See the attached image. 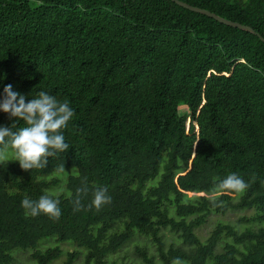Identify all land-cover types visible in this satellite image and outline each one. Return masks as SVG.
I'll return each instance as SVG.
<instances>
[{
  "label": "trees",
  "instance_id": "16d2710c",
  "mask_svg": "<svg viewBox=\"0 0 264 264\" xmlns=\"http://www.w3.org/2000/svg\"><path fill=\"white\" fill-rule=\"evenodd\" d=\"M181 1L264 37V0ZM9 84L26 103L40 91L67 101L74 116L62 133L68 151L45 168L0 163V264H14L16 249L30 251L32 264L63 255L61 264H74L81 251L65 253V244L85 251V264H107L137 235L156 245L160 261L142 251L149 264H264V226L219 222L205 240L198 234L211 213L254 209L242 220L264 221L258 35L172 0H0V98ZM13 123L0 112V126ZM62 165L78 171L69 194L48 193L58 179L40 177ZM231 173L249 187L237 199L220 192L214 206L210 193ZM85 177L88 194L75 211ZM101 187L111 203L97 211L89 206ZM43 195L59 200V220L25 215L22 200ZM166 229L184 246L166 247ZM224 236L233 240L218 252Z\"/></svg>",
  "mask_w": 264,
  "mask_h": 264
},
{
  "label": "clouds",
  "instance_id": "9594fccd",
  "mask_svg": "<svg viewBox=\"0 0 264 264\" xmlns=\"http://www.w3.org/2000/svg\"><path fill=\"white\" fill-rule=\"evenodd\" d=\"M25 100L23 95L13 90L12 85L4 87L2 98H0V112L8 114L10 119L16 120V123H13L11 127L0 126V163L10 161L9 149H11L15 155L14 161L19 162L22 170L43 169L48 164L49 157L68 151L69 145L65 142L62 133L73 118L74 110L70 108L67 101L59 102L54 96L44 91H40L38 98H32L28 103ZM18 121H23L26 126L14 132L12 129L16 127ZM56 171L66 174L64 165ZM248 187L249 185L236 173L228 174L210 193L213 197L212 203L214 206H219L214 198L222 191L242 195ZM87 194V178L85 177L82 186L76 190L75 211L83 208L82 199ZM93 197L89 207L94 206L97 211L111 203V197L107 194L106 188H97L93 192ZM58 205L59 200L49 195L41 196L38 201H33L26 196L21 204L26 216L36 217L44 214L53 220H59L61 216ZM172 264H187V262L176 258Z\"/></svg>",
  "mask_w": 264,
  "mask_h": 264
},
{
  "label": "rangeland",
  "instance_id": "374dc122",
  "mask_svg": "<svg viewBox=\"0 0 264 264\" xmlns=\"http://www.w3.org/2000/svg\"><path fill=\"white\" fill-rule=\"evenodd\" d=\"M181 112H184V110H181ZM10 155H9V162L11 163H19L15 160V155L12 153V150L9 149ZM66 174H60L57 173V171H53L47 175L41 176V179L44 180H52V179H58V183L50 186L47 188V192L54 194V195H68L69 192L67 190V180L68 177L71 175H76L78 173L77 168H66L65 169ZM66 175L65 178L62 176ZM63 188V189H62ZM65 190V192H63ZM241 194H238L236 196V199L239 198ZM255 213L254 209H241V210H229L226 214H218V213H211L208 217L207 222L198 229V234L202 240H205L208 235L211 233V231L215 228V226L219 222H225L233 224L239 231H244L247 228H258L260 226H264V221L262 222H253L250 223L248 221L242 220L243 218H248L252 216ZM164 241L166 244V247H169L170 245L174 244L175 246H184L182 241L178 238V236L170 231L169 229H166L163 231ZM53 239L52 237L47 238L45 240ZM232 237L224 236L223 239L220 241V243L217 246V251H222L224 248V245L227 242L232 241ZM68 243H73L72 241H69ZM48 244L47 242H44L42 246H45ZM74 244V243H73ZM141 248V250H138L137 248ZM65 253L71 252V251H81V255L75 260L74 264H85V251L79 249L78 247L72 245V244H65L63 246ZM146 251L149 256L153 255L155 256L157 261H160L159 254L157 252L156 245L153 243V241L150 238L137 235L133 240H131L129 243H127L125 246H123L120 250L117 252L111 254L107 258V264H115V263H124V264H149L145 261L144 256L142 255V251ZM19 249H16L13 251L14 256H16V260L14 264H32V259L30 256V251H20ZM17 254V255H16ZM66 255H63L59 260H56L53 264H61L65 260ZM90 264H97L94 262H91Z\"/></svg>",
  "mask_w": 264,
  "mask_h": 264
},
{
  "label": "water",
  "instance_id": "95a60500",
  "mask_svg": "<svg viewBox=\"0 0 264 264\" xmlns=\"http://www.w3.org/2000/svg\"><path fill=\"white\" fill-rule=\"evenodd\" d=\"M174 1L176 4L184 7V8H187L191 11H194V12H197V13H201V14H205L209 17H212L214 19H216L217 21L223 23V24H226V25H229V26H232V27H235V28H239V29H242V30H246V31H250L252 33H255L256 35H258L263 41H264V37H262L259 33H257L252 27H249L247 25H244V24H241L239 22H235V21H232V20H229V19H226L220 15H217L207 9H203V8H200V7H197V6H192L186 2H183L181 0H172Z\"/></svg>",
  "mask_w": 264,
  "mask_h": 264
}]
</instances>
